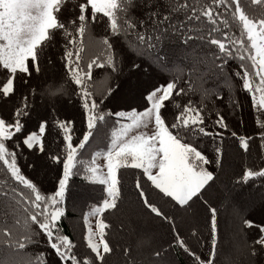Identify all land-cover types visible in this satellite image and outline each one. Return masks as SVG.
<instances>
[{"label": "snow or ice", "instance_id": "1", "mask_svg": "<svg viewBox=\"0 0 264 264\" xmlns=\"http://www.w3.org/2000/svg\"><path fill=\"white\" fill-rule=\"evenodd\" d=\"M240 93L252 134L226 119ZM232 147L243 163L228 172ZM40 168L51 190L25 174ZM253 188L258 222L233 196ZM180 255L264 264V0H0V264Z\"/></svg>", "mask_w": 264, "mask_h": 264}, {"label": "trees", "instance_id": "2", "mask_svg": "<svg viewBox=\"0 0 264 264\" xmlns=\"http://www.w3.org/2000/svg\"><path fill=\"white\" fill-rule=\"evenodd\" d=\"M239 99L241 100L242 103V108L240 110H238L237 115L236 116H230L226 114V119L229 121L230 127L233 128V130L236 129L237 125L239 124V118H242L244 121V124L242 126H240V131L241 132H246L248 134H252L254 128L256 127L254 124V115H255V110L254 108H252L250 106V98L247 95H244L243 93L239 94ZM68 105L70 106V109L67 108ZM73 109V110H72ZM59 115L63 117H75L77 119V121H79V112L77 111V109L68 104L67 101H63V102H59ZM79 126V125H78ZM103 144V139L102 138H98L97 141H95L93 143V149L91 150H95L96 145ZM253 152L255 154V149H253ZM231 154L233 156H231ZM229 155H230V159H229V164L227 166V171L231 172L233 170L235 171H239L240 167L243 163L240 154L236 151L235 147H232L229 149ZM23 167V165H22ZM25 170V174L29 175L30 178H33L34 180H36L38 182V184H40L44 189H49L51 190L52 188V184L54 182V177H55V171L49 170L48 168H40L37 170V172L33 173L32 170L30 169H24ZM221 181V187L225 186V185H229L230 186V176L229 175H222L220 177ZM218 181V182H219ZM217 182V183H218ZM80 193V198L84 199V200H88L90 198V196L93 194L89 189L87 188H80L77 190ZM96 191H99L98 189ZM214 191V190H213ZM240 191V190H238ZM256 192L258 193V195L261 197V192L255 188L253 189H246L244 191H240L241 193L244 192ZM237 193V192H235ZM215 199V197H214ZM229 209H226L223 213L225 219H227V217H229L230 213L228 214ZM260 211V209H259ZM231 216V215H230ZM230 218V217H229ZM260 217H257L256 220H258ZM152 222H154L156 224V227L158 228L157 232L160 236H162L163 239H169V235H168V230L166 227H161L159 224V221H155L153 220ZM258 222V221H257ZM180 229H182V224L179 225ZM189 230V229H188ZM66 231H71V229L67 226L66 224ZM182 234H186V232H184L182 230ZM225 246L223 248V253L221 255H225L226 251H225ZM176 259H178L180 261V264H187L188 258L184 255H180L178 256Z\"/></svg>", "mask_w": 264, "mask_h": 264}, {"label": "rangeland", "instance_id": "3", "mask_svg": "<svg viewBox=\"0 0 264 264\" xmlns=\"http://www.w3.org/2000/svg\"><path fill=\"white\" fill-rule=\"evenodd\" d=\"M67 108L70 109V106L68 105ZM231 156H233V155L231 154ZM229 159H230V155H228V161H229ZM227 166L228 165H226V168H227ZM220 182L221 181H219L217 183V185L221 188V190H223L224 189V186L221 187V183ZM236 192L237 193H233V196L235 197L236 200L241 201V202L242 201H254L255 202L254 205H253V207H250L249 208V213L250 214H254L256 216V218L257 217H260L261 216V212L259 211V209H260L259 208V204H260L261 197L258 195V193H256V192L253 193L251 191L250 192L241 193L238 190ZM230 212H231V210L229 209L228 214ZM229 217H227L226 220L231 221V216L229 215ZM259 219L257 221H259ZM190 226H191V221H185L184 223H182V230L187 233L188 232V229L190 228ZM149 227L152 228V229H154V230H156V231H158L157 230L158 228L156 227V224L154 222H152V221L149 223ZM224 239L227 241V243L224 245L225 248H226L225 251H226V254H227L229 252V250H230V248L232 246V242H233V240L235 238L230 233H225ZM224 246H223V248H224ZM222 253H223V251H222ZM222 256H224V255H222ZM177 264H180V261L178 259H177Z\"/></svg>", "mask_w": 264, "mask_h": 264}, {"label": "bare ground", "instance_id": "4", "mask_svg": "<svg viewBox=\"0 0 264 264\" xmlns=\"http://www.w3.org/2000/svg\"><path fill=\"white\" fill-rule=\"evenodd\" d=\"M73 110V109H72Z\"/></svg>", "mask_w": 264, "mask_h": 264}]
</instances>
